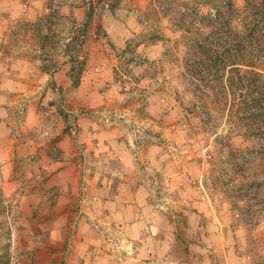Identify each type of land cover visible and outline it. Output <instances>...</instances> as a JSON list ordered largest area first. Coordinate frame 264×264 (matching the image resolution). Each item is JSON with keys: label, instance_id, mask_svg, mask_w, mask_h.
<instances>
[{"label": "rangeland", "instance_id": "obj_1", "mask_svg": "<svg viewBox=\"0 0 264 264\" xmlns=\"http://www.w3.org/2000/svg\"><path fill=\"white\" fill-rule=\"evenodd\" d=\"M233 2L241 6L243 0ZM207 7L200 6L203 11ZM74 34L78 40L66 46ZM117 37L124 41L122 47L116 43ZM80 40L83 42L78 49ZM66 47L79 60L88 58L92 47H97L109 59L111 76H99L102 81L83 94L78 86H70L69 91L49 96L47 104L38 103L50 121L51 137H42L38 128L24 132L25 97L19 90H10L5 77L13 74L17 78L14 68L22 67L26 59L38 60L41 69H56L64 56L69 60ZM121 98L137 102L138 115L147 118L139 124L141 133L135 140L143 149L138 162L150 169L139 171L138 176L147 180L150 201L161 207L158 222L166 228L169 241L175 239L168 264H264V152L252 154L253 141L245 139L259 132L248 130L252 121L242 114V119L228 120L226 107L194 88L184 73V45L179 31L155 1L0 0V107L7 108L14 145L37 136L39 142L50 143V157H57L54 128L58 130V125L54 121L60 116L78 157L83 159L88 154L81 151L77 118L100 117L105 102H114L115 106ZM88 101L96 105L88 107ZM107 112L117 115L113 109ZM71 116L77 127L74 133L67 122ZM225 135L239 152L220 145ZM163 153L168 170L165 179L157 169ZM29 157L13 159L20 178L17 190L7 197L0 187V253L7 254L8 264H32L34 249L46 240L52 227L57 192L50 187L32 208L34 215H22L21 193L31 190L40 194L45 178L38 170L29 175L27 170L36 165ZM84 159L90 161L89 157ZM105 225L108 247L110 240L133 246L121 234V224ZM71 246V241L65 243L61 264H68ZM147 249L154 257L148 253L145 260L158 261L157 253ZM134 252L139 264L135 248Z\"/></svg>", "mask_w": 264, "mask_h": 264}, {"label": "crops", "instance_id": "obj_2", "mask_svg": "<svg viewBox=\"0 0 264 264\" xmlns=\"http://www.w3.org/2000/svg\"><path fill=\"white\" fill-rule=\"evenodd\" d=\"M116 43L122 47L124 41L117 37ZM92 48L77 87L81 94L91 90L93 84L95 86L101 82L99 76L105 75L108 79L111 76L107 69L110 64L106 54L97 47ZM30 60H22L23 66L14 68L15 73L10 71L15 75L18 72L17 78L12 76L13 74L5 78L10 90H19L25 97L26 111L22 120L24 132L38 128L42 137L44 134L49 135L45 137H51L50 121L47 114H44V108L40 110L39 107L47 104L46 99H51L49 96L70 90V62L68 57L64 56L56 69L43 71L38 60ZM93 75L98 77L90 80L89 77ZM81 104L85 105L84 102ZM87 105L92 107L96 104L88 101ZM103 105L104 108H101L105 111L101 112L102 116H80L76 120L79 140L83 143L82 154H88L90 161H85L84 158L87 157H78L71 135L66 131L60 116L58 121L56 118L54 121V124L56 122L58 125V130L57 127L54 128V134L57 136L54 144L59 151L57 157L50 158V143L39 142L37 136H28L14 145L16 139L10 134V122L8 117L6 118L7 108L0 107V187L3 195L8 197L18 188L20 178L16 174V164L13 161L15 156L33 158L36 165L27 170L29 175H34L38 170L45 177L39 187L40 194L38 191L31 193V190L21 193L20 202L24 217L34 215L32 208L42 201L44 196L41 193H45L47 187L57 192L51 211L52 227L46 240L34 249L32 264H61L62 251L67 241L72 243L67 258L68 264H114L106 254L108 244L104 239L103 226L108 222L110 225L121 224V234L132 242L141 259L139 264L170 262L169 253L174 249L175 239L169 241L168 233H165L166 228L158 222L162 215L161 207L158 203L153 205L150 201L147 180L138 176L139 171L150 169L149 166L138 162L142 159L143 149L141 150L135 140L140 137L139 124L147 121V118L138 115L137 102H128L121 98L115 106L114 102L108 101ZM108 109L115 110L117 115L112 116L107 112ZM137 153L138 157L135 156ZM164 159L163 153L157 163V169H160L165 179L168 170L164 166ZM178 173L181 177V170H178ZM82 179L85 186L83 197ZM150 222L157 224V230ZM147 224H150L149 227ZM143 227L147 230H143ZM148 229L153 233L150 234ZM148 247L157 253L158 261L145 260L148 259Z\"/></svg>", "mask_w": 264, "mask_h": 264}, {"label": "trees", "instance_id": "obj_3", "mask_svg": "<svg viewBox=\"0 0 264 264\" xmlns=\"http://www.w3.org/2000/svg\"><path fill=\"white\" fill-rule=\"evenodd\" d=\"M154 1L179 31L184 73L194 88L226 107L228 120L242 119V115L251 119L248 130L259 134L245 139L253 141L252 154L264 152V0H243L241 6L233 0ZM205 4L208 7L203 11L200 6ZM77 40V35H72L66 46ZM67 50L65 54L72 62L68 76L75 88L86 69L87 57L79 60ZM225 137L220 145L239 152L230 144L229 136ZM0 264H8L5 252L0 253Z\"/></svg>", "mask_w": 264, "mask_h": 264}, {"label": "built area", "instance_id": "obj_4", "mask_svg": "<svg viewBox=\"0 0 264 264\" xmlns=\"http://www.w3.org/2000/svg\"><path fill=\"white\" fill-rule=\"evenodd\" d=\"M67 113H71V110H66ZM69 124V130L74 133L76 131V124L74 122L73 117H69L67 120ZM82 197L84 195L85 191V186H84V179H82ZM153 233V232H152ZM122 240V239H121ZM110 245L106 251V254L109 255L112 259H114L115 264H137L138 263V258L137 256L134 255V248L131 244L124 243V241H113L110 240ZM149 253L150 257L153 258L154 255L150 250H147Z\"/></svg>", "mask_w": 264, "mask_h": 264}]
</instances>
